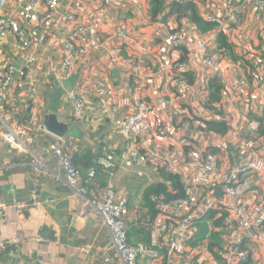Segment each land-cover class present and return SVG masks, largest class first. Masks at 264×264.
<instances>
[{"label": "crops", "instance_id": "1", "mask_svg": "<svg viewBox=\"0 0 264 264\" xmlns=\"http://www.w3.org/2000/svg\"><path fill=\"white\" fill-rule=\"evenodd\" d=\"M153 1L125 0L120 9H113L104 8L95 0H59L52 25L58 26L62 17L69 13L76 14L83 23H89L94 17L100 18L102 23V38L96 39V44L75 61L72 77L67 81L70 84L66 83V86L73 90L77 83L80 87L82 84L83 88L86 86L91 89L103 83L108 88V95L105 99L89 95L81 123L73 122L70 116L69 122L60 118V99L66 89L50 71L52 67L59 65L62 56L61 36H69V25L63 23L61 29L49 30L46 45L35 54L34 65H30L27 70L29 79L38 86L39 94L32 104L31 113H25L24 120L32 117L40 119V115L43 120V114L50 103L57 101L58 119L77 129V137H63L62 140L71 154L72 164L80 172L81 186L85 187L87 194L80 196L70 191L60 180L62 175L55 163L43 155L42 151L38 156L40 167H32L28 161L14 158L9 152L0 153V204L3 205L0 209V264H105L107 256L110 260L108 264H122L112 249L109 234L99 215L88 203V200H97L108 186L126 199L125 221L128 225L129 244L144 245L155 254L153 257H138L137 264H167L169 260L163 246L164 236L153 237V232H160L158 229L164 219L152 211L149 196L168 192L170 175L157 162H145L140 166L120 162L111 171H104L96 164L99 157L121 155L134 148L135 141L120 135L119 127L123 116L134 107L135 98H144L151 106L152 125L155 126L164 119V126L175 135L168 146L173 155L172 162H180L181 178L189 174L187 153L192 144L190 134L197 133L199 142H208L209 131L204 126L208 117L225 122L229 130L227 136L242 129L246 120L258 118L257 113L250 112H257V108H248L240 99L233 97L231 90L236 87L231 79L234 72L249 76L247 66L239 62L238 56L242 50L254 53L260 50L258 46L260 43V47L262 46V39L259 33L264 32V14L257 22L252 8L244 7L240 10L242 24L237 31H231L227 36L234 57L223 52L228 64L219 73L212 76V72L204 67L200 59L196 60L198 54L195 52L196 63L186 75L191 90L188 96L177 97L170 93L157 72L164 60L168 62L170 58L175 60L182 56L180 50L167 51L168 55L163 52L167 50L164 36L174 27H181L190 33L196 30L201 38L209 42L210 48L215 50L218 32L214 27L202 33L186 18L176 19L174 13L166 7V0L161 6V12L152 19L150 8ZM37 2L44 10L43 0ZM10 10L9 4L4 5L3 10L0 8V17ZM118 25L126 27L130 41L119 54L120 59L114 60V50L122 46L112 34V29ZM29 28L34 33L46 32L45 27L38 24H30ZM91 41V35L83 37V44ZM0 49L8 59L12 58L13 52L17 51L14 39L5 38ZM127 57L134 58L133 64L121 65V59ZM252 74L251 72L250 77ZM213 78L221 85V90L220 100L212 104L211 110L205 104L208 100L207 83ZM133 80L138 84L142 81L145 88L142 92L127 96L125 86H133ZM160 98L168 101V105H159L157 100ZM210 110L213 115L207 117L205 112ZM64 118L68 119L67 116ZM182 120H190L192 123V130L186 133V137H182L183 134L179 137L177 133ZM159 147L160 141H157L152 149ZM214 152L223 154L221 159L224 165L226 162L228 166L231 165L235 158L233 154L224 156L230 150L222 152L215 149ZM91 170L95 171V177L90 183H85ZM50 171L60 179H56ZM178 181L181 185L182 180ZM259 185L264 190V176L260 178ZM210 220L212 226L208 224ZM220 222L216 213H211L196 225L195 239L190 246L199 247L195 248L196 255L192 257V264H222L214 254V250L222 244ZM208 235L211 236L209 240L206 238ZM258 257L259 254L248 264H259Z\"/></svg>", "mask_w": 264, "mask_h": 264}, {"label": "built area", "instance_id": "2", "mask_svg": "<svg viewBox=\"0 0 264 264\" xmlns=\"http://www.w3.org/2000/svg\"><path fill=\"white\" fill-rule=\"evenodd\" d=\"M95 1L104 8L113 9H120L125 2ZM166 1L168 9L171 3L194 5L198 15L213 24L217 32L223 34L226 39L231 31H237L241 26L242 18L239 12L242 8H252L257 22L264 14V0ZM59 3V0H43L42 10L37 0H0L1 10L4 5L9 4L11 7L10 12L0 17V47L5 38L12 37L17 50L13 52L12 58L8 59L0 49V153L9 152L14 158L28 161L32 167H40L38 156L42 151L43 155L55 163L62 178L51 171L50 173L56 179L62 180L70 191L82 196L87 194V191L81 186L80 172L72 164L71 154L63 140L47 132L41 115L40 119L32 117L24 120L25 113H31L32 104L39 94V88L35 81L29 79L27 70L30 65H34L35 54L46 45L49 30H59L63 23L69 25V36H61L62 56L59 65L52 67L50 71L59 82L68 81L72 77L75 61L96 44V39L102 38V23L98 17L92 18L89 23H83L76 14L69 13L62 17L58 26L52 25L53 14ZM30 24L42 25L46 32L34 33L35 31L29 28ZM194 31L195 34H192ZM112 34L122 43L113 53V59L119 60V54L130 41L129 31L126 27L118 25L112 29ZM85 35L92 37L88 44H83ZM259 36L262 39V48L260 43L259 51L254 53L242 50L238 56L239 62L247 66L249 76L234 72L231 79L236 87V90H231L233 97L240 99L248 108H257V112H250L257 113L258 118L246 120L242 129L228 136L229 130L224 135L209 131L207 143L199 142L197 133L190 134L192 144L187 153L189 174L186 177L181 178L179 175L180 162H172L173 155L168 143L175 135L164 126V119L158 121L155 126L152 125L151 106L144 98H135L134 107L123 116L119 127L121 136L135 141L134 148L121 155L99 157L96 162L104 171L115 169L120 162H130L138 166L145 162H157L166 174L182 180V195L168 201L159 196L150 197L155 214L164 219L158 229L160 232H153V237L164 236L163 246L169 260L167 264H192V257L196 255L195 250L199 247L190 246L195 239L196 225L211 213H216L221 221L222 244L214 250V254L222 264H248L258 254L257 263L264 264V190L259 185L260 178L264 176V32L259 33ZM201 37L196 30L190 33L181 27H174L164 36V46L167 50L163 52L168 55L167 51L180 50L182 55L180 59L170 58L168 62L164 60L157 71L159 78L163 79L164 85L174 96H188L191 88L186 74L191 72L196 60L200 59L204 67L212 72V76L223 68L226 69L228 62L223 53L211 49L209 42ZM227 41L230 44L228 39ZM195 52L198 54L196 60ZM133 61L134 58L129 57L121 59V65H132ZM236 65L239 66L238 63ZM144 88L142 81L138 84L133 80V86H125L124 91L127 96H131L134 92H142ZM89 95L105 99L108 88L103 83L91 89L86 86L83 88L82 84L80 87L76 83L75 88L65 92L60 99V118L69 122L70 116L73 122L81 123ZM157 102L162 106L168 105V101L163 98ZM205 114L208 117L213 115V112L210 110ZM207 121L215 120L208 117L205 122ZM191 130V121L182 120L177 133L179 137L181 134L186 137V133ZM157 141H160V147L152 149ZM215 149L222 152L230 150L228 155L224 156L234 155L231 165L228 166V162L224 165L221 159L223 154L215 153ZM5 165L8 167L6 163ZM94 177L95 171H89L85 183H90ZM88 203L99 215L109 234L112 249L122 264H137L138 257L155 256L144 245L129 244L124 195L118 194L108 186L103 189L97 200H88ZM2 207L0 204V209ZM176 260L177 263L174 262ZM109 261V257H105V264Z\"/></svg>", "mask_w": 264, "mask_h": 264}, {"label": "trees", "instance_id": "3", "mask_svg": "<svg viewBox=\"0 0 264 264\" xmlns=\"http://www.w3.org/2000/svg\"><path fill=\"white\" fill-rule=\"evenodd\" d=\"M164 2L165 0H154L153 1V4L151 5V8H150V16L152 19H154L161 12V6ZM169 10L171 13H174V15L176 16V19H180L181 17L186 18L190 22V24L192 25L194 24L202 33L207 32L215 27L213 24L206 22L199 16L195 6L192 4L186 3L183 5H177V4L171 3L169 5ZM216 43H217L218 50H220L222 53L223 52L227 53V55H229L230 57L232 56L234 57L232 53V46L228 43L226 37L223 34L221 33L217 34ZM191 82L193 81L191 80ZM207 90H208V100H207V103L205 104V107L213 110L212 104L219 102L220 90H221V85L218 83L216 78L211 79L207 83ZM262 124H263L262 128L264 129V122H262ZM204 126L208 131H211L218 135H224L228 131V126L223 121H207V122H204ZM102 154L105 155L104 153ZM171 176L172 175L169 176L171 179L168 177L170 182L172 180L175 183H177V185L179 186L180 183L178 179L175 176L173 177ZM151 196H158V194H151L149 196V202L151 204V209L155 213L154 206L150 201Z\"/></svg>", "mask_w": 264, "mask_h": 264}, {"label": "water", "instance_id": "4", "mask_svg": "<svg viewBox=\"0 0 264 264\" xmlns=\"http://www.w3.org/2000/svg\"><path fill=\"white\" fill-rule=\"evenodd\" d=\"M63 86L66 89V92H70L69 87L66 86L67 84H70L67 81L61 82ZM58 85V83H56ZM43 125L46 128L47 132H49L51 135H53L56 138H63V137H77V129L76 127H72L68 124L62 123L58 119L57 114V101L53 100L46 112L43 114Z\"/></svg>", "mask_w": 264, "mask_h": 264}, {"label": "rangeland", "instance_id": "5", "mask_svg": "<svg viewBox=\"0 0 264 264\" xmlns=\"http://www.w3.org/2000/svg\"><path fill=\"white\" fill-rule=\"evenodd\" d=\"M59 139H62V138H59ZM26 161V160H24ZM171 179V178H170ZM170 182V180H169ZM170 190L168 191L167 189H163L164 191H168V192H165V193H160L158 196L159 198H162L164 199L165 201H168L174 197H176L177 195H182V188L179 187L177 185V183H175L174 181L171 180L169 186ZM174 192V193H173ZM173 193V194H172ZM210 226H212V222L211 220L209 221L208 223ZM206 238L209 240L211 238L210 235L206 236Z\"/></svg>", "mask_w": 264, "mask_h": 264}]
</instances>
